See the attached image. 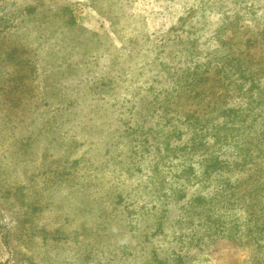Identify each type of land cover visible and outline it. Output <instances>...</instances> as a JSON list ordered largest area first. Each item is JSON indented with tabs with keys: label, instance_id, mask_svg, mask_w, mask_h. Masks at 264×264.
I'll list each match as a JSON object with an SVG mask.
<instances>
[{
	"label": "rangeland",
	"instance_id": "rangeland-1",
	"mask_svg": "<svg viewBox=\"0 0 264 264\" xmlns=\"http://www.w3.org/2000/svg\"><path fill=\"white\" fill-rule=\"evenodd\" d=\"M0 264H264V0H0Z\"/></svg>",
	"mask_w": 264,
	"mask_h": 264
}]
</instances>
